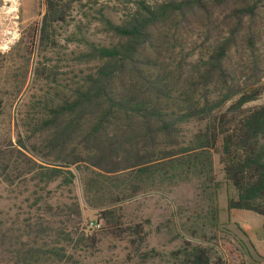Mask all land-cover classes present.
I'll return each mask as SVG.
<instances>
[{
    "label": "trees",
    "instance_id": "trees-1",
    "mask_svg": "<svg viewBox=\"0 0 264 264\" xmlns=\"http://www.w3.org/2000/svg\"><path fill=\"white\" fill-rule=\"evenodd\" d=\"M41 1L34 42L51 48L71 5L101 0ZM103 1L123 11L118 18L115 9L95 11L93 21L114 43L81 40L85 51L76 61L94 70L65 94L38 102L23 138H0V182L8 187L24 181L69 187L70 169L84 166V202L100 228L83 225L77 202L47 206V219L21 229L0 220V264H89L106 239L127 240L129 262L146 264L152 259L146 234L125 224L123 204L196 178L209 193L213 225V154L236 192L227 209L261 216L264 232V104L248 106L264 93V64L255 57L264 41V0ZM43 72L35 70L36 77ZM25 73L7 92L13 97L0 96V108L3 96L14 101L22 92ZM190 124L202 128L190 132ZM171 255L180 264L211 262L207 249L189 244Z\"/></svg>",
    "mask_w": 264,
    "mask_h": 264
},
{
    "label": "rangeland",
    "instance_id": "rangeland-1",
    "mask_svg": "<svg viewBox=\"0 0 264 264\" xmlns=\"http://www.w3.org/2000/svg\"><path fill=\"white\" fill-rule=\"evenodd\" d=\"M101 7L115 9L117 18L123 11L121 6L103 0L95 5L73 4L66 23L55 26V46L41 48L34 38L44 13L42 1L0 0V96L4 93L5 97H13L7 92L15 90L27 71L25 86L18 97L8 101L3 96L0 138L9 135L12 143L19 134L23 138V125L36 117L38 102L51 98L55 92L65 94L69 86L94 70V64H80L76 57L85 51L82 39L102 46L114 43L92 19ZM256 56L264 64V41L258 44ZM37 69H44L41 77H36ZM262 104L264 93L248 106ZM198 128L202 127L186 126L190 132ZM212 161L214 181L218 183L215 197L218 213L213 225L209 193L196 178L175 186L165 184L123 204L125 224L140 225L146 234V247L152 256L146 264H180L171 254L185 244L207 249L210 264H264V239H259L262 234L264 237L263 218L252 212L227 209V200L235 199L236 192L224 178L218 154H213ZM84 168L80 165L70 169L75 178L69 187H62L59 181L46 187L29 181L12 187L0 182V220L4 227L21 229L27 221L47 219L43 214L47 206L55 208L71 202L79 204L83 225L96 221V213L84 202ZM129 253L127 240L106 239L88 263L135 264L127 259Z\"/></svg>",
    "mask_w": 264,
    "mask_h": 264
},
{
    "label": "built area",
    "instance_id": "built-area-1",
    "mask_svg": "<svg viewBox=\"0 0 264 264\" xmlns=\"http://www.w3.org/2000/svg\"><path fill=\"white\" fill-rule=\"evenodd\" d=\"M89 229L97 230L100 228V223L98 221H93L87 225Z\"/></svg>",
    "mask_w": 264,
    "mask_h": 264
},
{
    "label": "crops",
    "instance_id": "crops-1",
    "mask_svg": "<svg viewBox=\"0 0 264 264\" xmlns=\"http://www.w3.org/2000/svg\"><path fill=\"white\" fill-rule=\"evenodd\" d=\"M259 239H264V237H263V236H261Z\"/></svg>",
    "mask_w": 264,
    "mask_h": 264
}]
</instances>
